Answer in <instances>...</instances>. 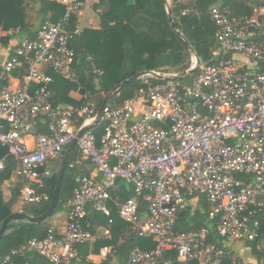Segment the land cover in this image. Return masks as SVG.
Instances as JSON below:
<instances>
[{"label":"built area","instance_id":"obj_1","mask_svg":"<svg viewBox=\"0 0 264 264\" xmlns=\"http://www.w3.org/2000/svg\"><path fill=\"white\" fill-rule=\"evenodd\" d=\"M53 1L63 6L61 17L43 22L35 37L0 64V146L17 164L22 202L49 199L46 165L63 156L80 129L73 163L89 161L93 171L79 178L63 228L50 226L27 245L56 264H67L77 256L78 243L96 239L81 225L86 205L108 215L113 201L122 219L155 242L149 250L133 248L128 264H169L162 259L167 250L175 251L181 263L222 264L226 251L208 241L206 227L182 232L174 222L187 200L196 204L202 196L220 237L257 236L254 214L264 213V0H242L251 12L240 15L212 5L208 14L217 49L189 82L176 73L149 70L141 76L144 88L119 105L106 104L98 117L88 92L73 109L54 105L48 86L51 73L75 80L69 39L78 32V15L99 0ZM182 1L166 0V5ZM189 12L184 8L181 14ZM14 70L20 79L14 80ZM37 118L44 119L46 133L34 132ZM101 126L97 144L94 130ZM30 134L31 144L25 140ZM117 178L146 202L143 215L134 197H113ZM101 236L110 237L109 230ZM109 251L101 248L102 258Z\"/></svg>","mask_w":264,"mask_h":264},{"label":"trees","instance_id":"obj_2","mask_svg":"<svg viewBox=\"0 0 264 264\" xmlns=\"http://www.w3.org/2000/svg\"><path fill=\"white\" fill-rule=\"evenodd\" d=\"M212 5L227 6L232 14L236 15L251 12V8L242 0H183L172 2L170 6L166 5L165 0H99L95 5L99 27L83 28L72 33L69 39V46L74 53L75 80L71 81L51 73L52 81L48 86L50 100L54 105L76 109L81 105L82 99L71 97L69 92L75 90L80 95L88 92L98 110L104 95L124 79L132 77L106 104L119 105L140 88H144L146 85L138 76L141 72L160 70L177 75L184 74L190 67L192 52L172 29L168 11L200 62H209L213 57V51L217 49L213 36L215 26L208 14ZM184 8H189L190 12L181 14ZM63 11V6L53 0H0V26L4 30L22 33L25 40L32 39L43 22L56 21ZM19 45L20 43L16 47ZM196 72L179 79L189 82ZM149 80L158 81L154 77H149ZM3 84L0 78V89ZM102 131V126L94 130L97 144ZM34 132H47L44 119L35 120ZM76 154L75 147L64 170L58 201L52 215L37 222L19 219L7 223L0 237V264H56L30 248L27 242L31 238L44 237L51 226L50 218L71 206L73 190L79 184V178L89 173L91 165L89 161L73 163ZM1 157L4 160V167L0 169V226L5 217L18 210L29 216L43 214L51 200L62 157L51 160L46 165L50 170V176L46 179L49 199L29 203L21 201L20 188L23 182L18 176L10 187L9 195L7 198L4 197L2 184L12 176L17 164L6 154V149L0 146ZM115 185L113 197L117 196L122 200L134 197L138 202V213L143 215L146 202L142 197L121 178L115 180ZM208 207L209 203L202 196L196 205L187 204L177 214L174 229L186 232L206 227L209 231L208 241L226 251L222 264H264V213L258 211L254 214V218L259 222L257 236L251 240H242L255 259V262L245 263L239 256L233 254L227 244L228 240L217 234L215 221L208 217ZM109 208V214L106 215L86 205V214L81 219V225L95 234L96 239L78 243L77 256L67 264H128L133 248L149 250L154 247L155 242L151 236L139 235L129 222L119 216L113 201L109 202ZM103 229L109 230L110 237L101 236ZM106 246L110 247L106 258L99 262L88 258L89 254H98L101 248ZM162 259L168 260L169 264H199L196 260L181 263L176 259L173 250L164 251Z\"/></svg>","mask_w":264,"mask_h":264},{"label":"crops","instance_id":"obj_3","mask_svg":"<svg viewBox=\"0 0 264 264\" xmlns=\"http://www.w3.org/2000/svg\"><path fill=\"white\" fill-rule=\"evenodd\" d=\"M96 4L98 3H95L92 7L85 8L81 12V14L78 15L77 17L78 31L86 27H90V28L99 27V16L97 10L95 9ZM25 39L26 38L23 37L22 33L12 30H4L0 26V64L7 58L11 50L15 48L18 43L21 44ZM12 73L14 76V80L20 79L21 77L20 71L14 70ZM69 95L77 99L80 97V93L75 90L70 91ZM25 140L27 143L31 144L32 135L31 134L27 135ZM92 171H93V165L91 164L89 172ZM16 180H17V175L14 172L9 179L3 182L2 190L5 198H7V196L9 195L10 187L15 183ZM59 216L60 215L57 214L55 217L50 218L49 222L51 226H53L55 229L61 230L65 224L66 214H65V218L63 219ZM227 244L230 247L233 254L239 256V258H241L243 262L245 263L255 262L254 257L250 255L248 248L242 243V241L230 240L228 241ZM88 258L92 261L99 262L102 259V255L100 253L89 254Z\"/></svg>","mask_w":264,"mask_h":264},{"label":"water","instance_id":"obj_4","mask_svg":"<svg viewBox=\"0 0 264 264\" xmlns=\"http://www.w3.org/2000/svg\"><path fill=\"white\" fill-rule=\"evenodd\" d=\"M166 2V0H165ZM168 20L170 22V25L172 27V29L176 32V34L183 40V42L185 43V45L189 48V50L192 52L194 58H195V64L190 66L189 68H187L184 71V74L182 75H177V78H181L184 75H191L194 71H196L198 69V67L201 65L200 59L197 57V55L195 54L194 50L192 49L191 45L188 43V41L185 39V37L182 35V33L177 29L172 16L170 15V12L168 11ZM150 71H144L141 72L138 76L141 77L144 73H147ZM132 78V77H131ZM131 78H127L124 79L123 81H121L118 85H116L112 90H110L109 92H107L103 99L102 102L100 103L98 110H97V117L102 113L103 107L106 105V103L108 102V100L110 99V97L119 89L121 88L125 83H127ZM83 129H80L77 134L76 137L69 143V145L66 147L63 156L61 158V162H60V167H59V173L56 179V183H55V188L51 197V200L49 202L48 208L46 209V211L38 216H29L24 212L18 211V212H13L11 214H9L7 217H5V219L2 221L1 226H0V237L2 236L6 225L8 222H10L11 220H21V219H27L29 221L32 222H37V221H41L43 219H45L46 217H49L50 215H52L57 201H58V193H59V188H60V184H61V180H62V176L64 173V170L69 162L70 159V154L72 152V150L75 148V143H76V138L80 136V134L82 133Z\"/></svg>","mask_w":264,"mask_h":264},{"label":"rangeland","instance_id":"obj_5","mask_svg":"<svg viewBox=\"0 0 264 264\" xmlns=\"http://www.w3.org/2000/svg\"><path fill=\"white\" fill-rule=\"evenodd\" d=\"M192 55H193V54H192ZM192 55H191V57H192ZM191 57H190V59H191ZM187 204H191L192 206H193V205H196V204L193 203V201H192L191 199L187 200ZM18 208H19V207H18ZM18 211H19V210H18ZM57 214L60 215L59 217H61V218L63 219V218H65L66 211L63 210V211H61V212H58ZM57 214L53 215L52 217H55ZM52 217H51V218H52Z\"/></svg>","mask_w":264,"mask_h":264}]
</instances>
